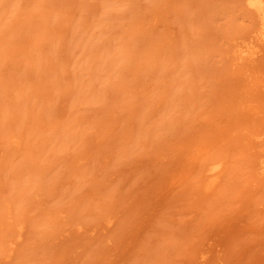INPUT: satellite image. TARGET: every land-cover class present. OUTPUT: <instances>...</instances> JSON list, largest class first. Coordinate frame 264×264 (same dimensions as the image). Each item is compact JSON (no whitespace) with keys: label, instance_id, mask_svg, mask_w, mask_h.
<instances>
[{"label":"rangeland","instance_id":"374dc122","mask_svg":"<svg viewBox=\"0 0 264 264\" xmlns=\"http://www.w3.org/2000/svg\"><path fill=\"white\" fill-rule=\"evenodd\" d=\"M251 2L0 0V264H264Z\"/></svg>","mask_w":264,"mask_h":264},{"label":"bare ground","instance_id":"6f19581e","mask_svg":"<svg viewBox=\"0 0 264 264\" xmlns=\"http://www.w3.org/2000/svg\"><path fill=\"white\" fill-rule=\"evenodd\" d=\"M251 4L254 6L256 13L259 15L262 27L264 29V5L259 0H252Z\"/></svg>","mask_w":264,"mask_h":264}]
</instances>
